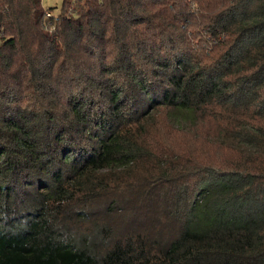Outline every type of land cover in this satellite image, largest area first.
<instances>
[{"label":"trees","instance_id":"obj_1","mask_svg":"<svg viewBox=\"0 0 264 264\" xmlns=\"http://www.w3.org/2000/svg\"><path fill=\"white\" fill-rule=\"evenodd\" d=\"M44 2L0 0V264H264V0Z\"/></svg>","mask_w":264,"mask_h":264},{"label":"rangeland","instance_id":"obj_2","mask_svg":"<svg viewBox=\"0 0 264 264\" xmlns=\"http://www.w3.org/2000/svg\"><path fill=\"white\" fill-rule=\"evenodd\" d=\"M44 6L46 8H49L51 6H57V8L53 10V13L55 15H58L61 9V0H45ZM187 137H188L187 134L184 135V138L181 136H177V142L174 143V148H182L188 151L193 150L198 144L194 145L193 143H189L188 141L189 139ZM211 137L215 138L214 135H211ZM196 161L202 162L204 161V158H201V159L197 158ZM125 179L126 178H122L121 180H125ZM118 195L120 194L118 193ZM150 207L154 208L155 205H151ZM155 208L156 209L154 210H157V211H160L162 209L160 206L158 207L156 206ZM97 210L99 211H97L96 213L95 211L93 212L95 213V216L93 215V217L88 220H85V219L78 220L77 218H74V217L72 218L74 221L72 222V228L76 235H79L80 233H88L93 226V221H99V225L102 224L103 222H111L112 225L117 224L119 225V227H124L125 225H127V222H132V221H127L128 218H131V220L133 218V221L141 223L139 216L137 217L136 213H132L131 208L124 209L123 211H116V214L114 216L107 215L106 212H103L102 209L99 207ZM131 226H133V224H131Z\"/></svg>","mask_w":264,"mask_h":264}]
</instances>
